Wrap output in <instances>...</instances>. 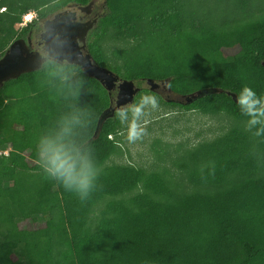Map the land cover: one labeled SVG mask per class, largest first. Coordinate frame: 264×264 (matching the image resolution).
Here are the masks:
<instances>
[{"label":"trees","instance_id":"trees-1","mask_svg":"<svg viewBox=\"0 0 264 264\" xmlns=\"http://www.w3.org/2000/svg\"><path fill=\"white\" fill-rule=\"evenodd\" d=\"M250 1L264 11L263 0ZM91 2L0 0V57L68 4ZM237 4L243 8L247 0ZM106 6L87 46L98 65L126 80L164 83L183 108L248 121L228 93L248 86L264 97V20L214 32L187 23L192 0H106ZM31 12L37 17L16 28ZM110 35L136 43L114 65L104 51ZM208 89L222 92L186 102ZM146 92L156 91L138 96ZM112 98L79 66L50 59L0 88V151L11 147L0 155V264H264V134L235 128L189 152L183 164L189 182L218 189L176 195L159 173L106 165L116 151L110 137L122 125L114 116L96 132ZM74 115L81 123L70 139L99 168L97 189L83 202L49 178L37 156L40 139Z\"/></svg>","mask_w":264,"mask_h":264},{"label":"rangeland","instance_id":"rangeland-1","mask_svg":"<svg viewBox=\"0 0 264 264\" xmlns=\"http://www.w3.org/2000/svg\"><path fill=\"white\" fill-rule=\"evenodd\" d=\"M237 1L192 0V6L196 9L192 13L191 7H187V11H184L186 12L184 18L187 23L190 25L192 23L198 30L205 27V29L214 32L240 28L257 19L264 20L262 6L259 7L254 2L247 0V6H242L243 10L241 5L237 4ZM262 2L264 3V0ZM89 8L90 13L88 14V12H81L74 3H70L62 8L60 12L70 10L75 11L78 15L86 13V19L92 20L97 14L103 15L107 12L106 0H92ZM233 8L237 14L232 15ZM195 12L199 15L195 14ZM31 14L32 19L30 21H27L24 17L23 23L17 25L16 28L19 30L24 28L26 24H30L37 17L36 12H31L27 16ZM92 32L93 30L86 39V46L92 39ZM113 32L115 34L116 30H113ZM35 40L39 43L41 42L40 38ZM104 44L105 54L113 65L114 61H120L119 53L121 51L128 50L131 46L136 45L135 42L125 36L114 35L108 36ZM134 82L141 90H150V85L146 81ZM157 83L160 85V88L156 89V92L159 90L158 95L156 94L159 99V108L152 111L147 117V134L141 140L130 143L127 140L126 127L122 125L119 132L110 137L116 142V151L111 155L106 165L132 166L144 170L147 174L159 173L169 183L176 195H185L193 192L213 193L217 191L218 188L216 187H195L192 185L188 180V171L183 164L186 163L189 152L206 142L229 133L235 128L248 129V121L237 119L225 112L213 115L205 114L199 109L189 110L183 108L177 104L184 102L181 97L171 93L164 83ZM116 94L117 90L113 92L112 99H116ZM143 94L150 93L146 92ZM141 95L136 96L138 100ZM7 150L11 151V147ZM25 156L29 158V152H25ZM29 160L32 161L30 158ZM104 203L98 207L96 206L97 214H94L93 218L98 215V210Z\"/></svg>","mask_w":264,"mask_h":264},{"label":"clouds","instance_id":"clouds-1","mask_svg":"<svg viewBox=\"0 0 264 264\" xmlns=\"http://www.w3.org/2000/svg\"><path fill=\"white\" fill-rule=\"evenodd\" d=\"M236 103L241 113L248 118L249 128H257V136L264 134V97L245 86L236 96ZM158 108L157 95L150 93L116 109L115 116L126 127L130 143L141 140L147 134V117ZM80 123V118L75 115L64 118L57 134L40 139L37 156L44 173L83 202L97 189L99 168L89 153L70 139L73 126Z\"/></svg>","mask_w":264,"mask_h":264},{"label":"water","instance_id":"water-1","mask_svg":"<svg viewBox=\"0 0 264 264\" xmlns=\"http://www.w3.org/2000/svg\"><path fill=\"white\" fill-rule=\"evenodd\" d=\"M75 16V12L67 10L55 14L52 19L46 21L40 34L43 44L41 52L34 53L26 48L22 39L15 40L0 57V88L11 79L39 70L46 61L45 57L58 63L77 65L86 75L99 81L110 96L117 90L116 99H111V106L103 112L98 122L97 136L104 122L115 116L117 108L132 103L141 88L137 87L134 81L123 79L108 68L98 65L87 48L83 51L76 38L77 36L80 38L83 32H79L77 24L71 21ZM146 82L150 85L151 91H156L160 87L152 79ZM215 92L222 90L198 91L186 97V102L191 103L199 97ZM228 94L236 100L235 94L230 92Z\"/></svg>","mask_w":264,"mask_h":264},{"label":"flooded vegetation","instance_id":"flooded-vegetation-1","mask_svg":"<svg viewBox=\"0 0 264 264\" xmlns=\"http://www.w3.org/2000/svg\"><path fill=\"white\" fill-rule=\"evenodd\" d=\"M77 8L80 9L81 12H88V14L90 13V8H89V5L87 6H80V5H77ZM67 11V10H66ZM64 12V11H63ZM75 12V11H73ZM59 13V12H58ZM57 14V13H56ZM76 16H75V19H72L71 18V21L73 23H76L78 28H79V32H83L81 34V37L79 38V36H77V41L79 43V45L82 47L83 51L86 50L87 46L85 45L86 43V39L89 35V33L94 29L96 28L97 24H98V21L100 20V18L102 16H104V14L102 15H99L97 14L96 17H94L92 20H87L86 19V16L87 14L86 13H81V15H78L76 12H75ZM55 15V14H54ZM54 15L47 19L46 21L52 19L54 17ZM46 21H44V23H40L39 26H41V30L40 32H36V31H30L29 32V35L27 36L26 39H22L24 42H25V45H26V48L34 53H38V52H41L42 49H43V44H42V41L39 43L38 41H36L35 39H39L41 40V31L43 30V28L45 27V24H46ZM36 30V29H35ZM88 49V48H87ZM43 53V52H42ZM41 53V54H42ZM43 57H44V54H43ZM45 59L47 60L48 58L45 57ZM160 88V87H159ZM159 92V90H158ZM157 92V93H158Z\"/></svg>","mask_w":264,"mask_h":264},{"label":"built area","instance_id":"built-area-1","mask_svg":"<svg viewBox=\"0 0 264 264\" xmlns=\"http://www.w3.org/2000/svg\"><path fill=\"white\" fill-rule=\"evenodd\" d=\"M26 24V23H25ZM27 25V24H26ZM6 155V156H8L9 155V151L8 150H5V151H0V155Z\"/></svg>","mask_w":264,"mask_h":264},{"label":"bare ground","instance_id":"bare-ground-1","mask_svg":"<svg viewBox=\"0 0 264 264\" xmlns=\"http://www.w3.org/2000/svg\"><path fill=\"white\" fill-rule=\"evenodd\" d=\"M26 19H27V21H30L31 19H32V14L31 15H26Z\"/></svg>","mask_w":264,"mask_h":264}]
</instances>
